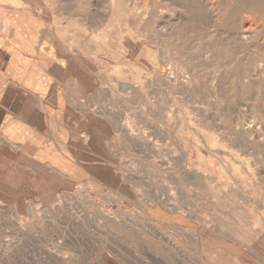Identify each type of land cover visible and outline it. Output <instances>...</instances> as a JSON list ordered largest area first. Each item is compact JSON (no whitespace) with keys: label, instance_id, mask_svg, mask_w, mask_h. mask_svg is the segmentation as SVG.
Instances as JSON below:
<instances>
[{"label":"rangeland","instance_id":"obj_1","mask_svg":"<svg viewBox=\"0 0 264 264\" xmlns=\"http://www.w3.org/2000/svg\"><path fill=\"white\" fill-rule=\"evenodd\" d=\"M28 1L39 17L42 49L48 45L47 53H41L54 60L58 126L67 132L64 142L87 171L62 157L69 173L82 171L79 183L69 189L55 183L53 199L15 201L16 195L7 194L6 200L0 199V264H90L106 256L121 264H214L210 254L217 248L225 253L223 264H264V234L252 235L251 230V221L264 217V32L257 40L261 45L254 44L253 56L241 52L242 63L233 61L232 66V57L219 43L226 35H196L192 43L197 46L179 59L189 71L179 74L182 79L190 75L185 65L193 62L194 72L202 75L201 86L194 93L175 94L155 75V80L147 79L151 68L143 62L138 44L144 35L122 39L124 52L117 50L116 41L113 52L97 48L98 35L92 30L106 18L111 0ZM142 1L122 0L127 11L137 5L139 14ZM157 36L165 39L154 40L163 56L172 35ZM210 38H220L223 57L217 58L218 64L203 53ZM169 69L166 62L167 74L174 71ZM229 70L234 76L228 78ZM215 81L224 98L209 93ZM255 84L260 90H253ZM225 106L232 109L225 111ZM224 112L231 116L222 117ZM242 122L259 126L254 146L238 134ZM246 161L256 165L259 175L249 173ZM197 170L205 176H196ZM155 227L161 228L162 237ZM228 233L242 242L246 237L247 246L241 248L226 237Z\"/></svg>","mask_w":264,"mask_h":264},{"label":"crops","instance_id":"obj_2","mask_svg":"<svg viewBox=\"0 0 264 264\" xmlns=\"http://www.w3.org/2000/svg\"><path fill=\"white\" fill-rule=\"evenodd\" d=\"M38 20L28 0H0L2 200H6L5 194L16 195L15 201L33 196L53 199L55 183L69 189L71 184L80 182L82 171H87L64 142L67 132L58 126L60 111L54 102L58 80L53 71L54 60L44 55L48 45L42 49ZM56 101L62 105L59 99ZM62 157L82 171L69 173L62 167ZM90 264L121 263L106 256Z\"/></svg>","mask_w":264,"mask_h":264},{"label":"bare ground","instance_id":"obj_3","mask_svg":"<svg viewBox=\"0 0 264 264\" xmlns=\"http://www.w3.org/2000/svg\"><path fill=\"white\" fill-rule=\"evenodd\" d=\"M140 1L141 0H139V2ZM139 2L136 4H139ZM141 4L142 5H140L139 7L140 8L143 7L144 10L142 9L143 12L141 11L142 13L139 14V13L135 12V8L137 5L135 6V8L133 10L130 9L129 11H127L125 9L126 7L123 6L122 0H111V5L109 6V12L106 15V18L103 19V22L100 25L99 24L95 25V29L92 30L93 35H98L97 39L99 42H97V44H98L97 48H98V46L100 48H101V46H102V48L105 46L106 51L113 52V50H112L113 41H116L117 50L119 47V52H124L122 39H124L127 35H133V36H136L137 38H138V35H144L145 40L139 42L138 44H139V48L142 47L141 48V52H142L141 54L144 56L143 62L146 64V66H148L147 69L150 70V68H151V71H148L149 75H148L147 79L153 80L154 78L157 77L158 79L165 81L170 86V88L168 87L169 90H172V92L175 94L190 93V92L194 93L197 90V88L201 86V85L198 86L199 85L198 84V76H200L201 74L197 76L196 73H198V72H194V70L191 66L193 64L192 61H194L195 59L191 61L192 62L191 65L189 63H186V65H185L187 68L188 67H189V69L191 68L190 69L191 70L190 75H187V76L185 75L184 76L185 79L184 78L182 79V77H180V74H179V72L186 70L185 67H183L184 69L182 68V64H183L182 62L183 61L182 62L179 61V59H181L180 56L184 55L187 51L191 52V50L194 48V46H197V45H195L196 44L195 41L198 40V39H195L196 35H198V36L199 35H213L212 37H214V35H220L221 38L223 37L222 35H226L225 37H223V40L226 39V41L223 43L222 42H219V43L221 45L224 44L223 47H225V50H226L225 53H227L228 56L230 55L232 57V60L229 61L230 62L229 64L232 66L233 61H234V63H237L235 61L240 60L241 52H242V54L245 51H247L248 53H251L250 55L247 54L249 58L253 56L254 53H253L252 49L254 48V44L257 42L258 38L262 37L263 32H264V0H163L162 2H161V0L160 1H158V0H143L141 2ZM112 17H113V20H112ZM107 21L113 22V25H110ZM128 23L131 24L130 28L128 27ZM156 23H159L160 26H159V24H156ZM156 25H158V26L156 27ZM141 28H142V32L140 33ZM155 35H158L157 37H161V35H166V36L172 35L171 36L172 38L169 37V39L171 38V40H172V44L171 45L169 44L166 47L165 52L167 55L165 57H164L165 52L163 53V56H162V54L159 53L158 47L157 48L154 47V45H155L154 40L156 38ZM260 35H261V37H259ZM162 37L164 38V36H162ZM162 37H161L160 41L157 40V38H156V40L159 42H161L162 40H165V39H162ZM169 39L166 38V40H169ZM205 39H208V38H205ZM210 39L206 42V46L203 49V53L205 52L204 54L206 56H207L206 53H208L209 57L212 56V58H215L216 61H214V62L218 64L217 58L220 57V55H221V57H223L222 52H220L221 48H219V43H218L220 38L219 39L216 38L218 44L215 43L216 40L212 41V39L211 40ZM183 40H186V43H187V41L190 42V45L188 46L187 45L188 43L187 44L183 43L182 42ZM192 41H194L195 44L192 43ZM259 41H261V39ZM166 42H168V41H166ZM258 43L260 44L261 42H257V44ZM183 44L186 45L184 48L182 47ZM198 44H199L198 46H201L200 43H198ZM202 46H204V45H202ZM127 47L130 48L131 47L130 44H128ZM238 47H241L242 51H239V50L237 51ZM94 48H95V46H94ZM235 48H237V49H235ZM170 49L173 52H169ZM195 49L196 50H194V52L197 51L199 48L197 49L195 47ZM199 51L200 50H198V53H201V51L200 52ZM211 51L213 52L212 54H210ZM258 52L260 53V51H258ZM196 53L197 52H195L194 54H196ZM198 53L196 55H199ZM263 53H262V55H263L262 58H264ZM205 55L202 56L200 54L201 57H204ZM227 55H226V57H227ZM208 56L206 57L207 59H208ZM230 56H229V58H230ZM186 57H188V56H186ZM193 57L195 58L194 55H193ZM206 58H204V59H206ZM229 58H228V60H229ZM262 58L257 57L256 60L260 61ZM204 59H202V60H204ZM197 60H199V59H197ZM224 60H225V58H224ZM224 60L222 58L223 64H226V62H224ZM256 60L253 61V63H251V64H254L256 62ZM222 61L220 58V62H222ZM262 61L264 62L263 59H262ZM262 61H260V63ZM166 62H168V64L170 65L169 70L170 71L174 70L173 72H170L168 74L165 72ZM208 62L210 63V62H212V60H210ZM240 62H241V60H240ZM235 65H237V64H235ZM240 67H242V65ZM245 68L246 67H244L242 69V71ZM195 69H196V67H195ZM248 69H251V68H248ZM260 69H262L261 65H260L259 70ZM211 70H213V68ZM186 71H189V70H186ZM236 72H238V71H236ZM259 72H262V71H259ZM263 72H264V66H263ZM255 73H258L257 70ZM154 75L156 77H154ZM239 75H241V74H239ZM239 75H237V76H239ZM246 75H247V73H246ZM254 75H256V74H254ZM254 75H253V77H254ZM226 76L229 78V77L234 76V74L232 71L229 70V74ZM243 76L247 77L244 75V72H243ZM250 76H252V75H250ZM217 77H219V76H217ZM256 77H257V75H256ZM212 78H213V76H212ZM238 78L239 77H237V79ZM218 79H216V80H218ZM241 79H243V78L240 77V80ZM257 79H259V78H257ZM248 80H250V79H248ZM251 80H253V79H251ZM261 80H263V79H261ZM201 81L199 80V82H201ZM210 82H212V81H210ZM159 83H162V82L160 81ZM244 83H245V81H244ZM255 83H258V82H255ZM210 84H212V83H210ZM242 84H243V82H242ZM248 85L249 84H247V86ZM242 86H244V85H242ZM259 86H261V85L259 84ZM254 87H256V88H253V87H250V88H253V90L257 89L258 85L254 86ZM220 88H221L220 85H218V83H216V81H215V83L210 85V92L209 93L212 92L213 94L218 96L220 94V90H219ZM216 89H218L219 92ZM246 89L247 88H245V89L243 88V90L245 92L248 91ZM232 90L230 92H232ZM257 90H260V89H257ZM228 91H229V89H228ZM228 91H227V93H225L227 95V98L230 94V93H228ZM236 91H237V89H236ZM239 92H242V90H239ZM207 93H208V91H207ZM203 94H204V92H203ZM226 95H224L225 98H226ZM255 95H257V94H255ZM200 96H203V95H200ZM208 96L211 97V95H209V94H208ZM245 96H247V93ZM257 96H259V95H257ZM251 97L253 98V96H251ZM254 97H256V96H254ZM217 98H224V97L220 96ZM227 98L224 100L222 99V100L225 102V100H227ZM248 99H250V98H248ZM254 99H257V98H254ZM259 103H261V101ZM263 103H264V101H263ZM263 103H261V104H263ZM228 105H230V104H228ZM237 106H238V108L240 107L239 104ZM229 107L231 108L232 106H229ZM234 107H236V106H234ZM258 107H257V110L259 109ZM225 108H226V110L224 109L225 111L232 109V108L230 109L226 106H225ZM227 108H228V110H227ZM216 110H214V111H216ZM224 110H222V111H224ZM235 110H237V109H234V111ZM240 112H241V110H240ZM263 112H264V110H263ZM216 113H219V112H216ZM228 113L227 112L222 113V117H223V115L227 116ZM256 113H257V111H256ZM235 114H233V115H235ZM228 115H230V114H228ZM256 115L258 117V113ZM237 116H239L238 113H237ZM259 118H261V117H259ZM237 128L238 127H236V130H237ZM240 129H241L240 131H237L238 134L242 135V137L245 140H248L254 146L257 143L256 139H258V137L260 135L259 126L255 125L254 122H250L247 124H244L242 122ZM238 130H239V128H238ZM189 141H191V139ZM190 162H192V161L190 160ZM194 162H197V161H194ZM187 164H190L192 167H194V165L189 163V161ZM245 165L247 166V170L249 171L250 174H252L253 176L259 175V173H257V170H256L257 167L255 164L252 166L251 163L246 161ZM244 168H245V166H244ZM189 171H191V170H189ZM196 176H203L204 177L205 175H203L200 170H197ZM223 197L224 196H221L218 199L223 198ZM117 202H119V201H117ZM216 204H219V203L213 202L214 206H217ZM221 204L223 206L227 205L224 202H222ZM238 207H236V208H238ZM203 208L208 209V206L203 204ZM251 226H252L251 230L253 232L252 235L253 234H264V217L262 220L261 219L252 220ZM151 228H153V227H151ZM154 229L156 230V232L158 234L161 235L160 237L163 236V231L161 230V228L155 227ZM193 235L194 234H192L191 236H193ZM61 237H62V241H63L64 236H61ZM226 237L229 239L234 238V240H236V242L239 244V246L241 245L240 247L243 249H244V247H242V246H247V244H246L247 239H245L246 237L244 238L245 242L240 241L238 238L232 236V234H230V233H228ZM193 238L197 239V236H194ZM169 240H171V239H169ZM62 241H60V243H62ZM202 243L204 244L203 241H202ZM215 250H217V253L215 252ZM222 251H223V249L220 250L218 248L212 250V253L210 254V258L214 264H216V263L223 264L222 262L224 261V257H225L224 254L225 253L222 254ZM221 255H223V256H221ZM64 262H65V260H64Z\"/></svg>","mask_w":264,"mask_h":264}]
</instances>
